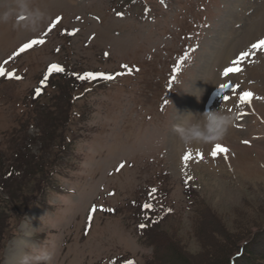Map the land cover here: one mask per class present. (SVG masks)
Wrapping results in <instances>:
<instances>
[{"label":"rangeland","instance_id":"rangeland-1","mask_svg":"<svg viewBox=\"0 0 264 264\" xmlns=\"http://www.w3.org/2000/svg\"><path fill=\"white\" fill-rule=\"evenodd\" d=\"M261 39L264 0H0L1 167L28 162L16 159L23 143L39 151V107L70 116L50 185L23 219L7 209L0 264H148L151 240L165 230L191 264H207L227 239L261 229L264 47L251 48ZM244 52L253 54L233 64ZM52 64L64 71L42 85ZM227 67L242 71L226 78ZM89 72L112 78H77ZM240 90L254 94L250 104L239 102ZM212 115L234 117L222 140L212 139ZM217 143L229 149L226 158L208 155ZM242 146L259 175L230 162ZM202 202L213 229L197 238L191 228ZM175 260L169 264H183Z\"/></svg>","mask_w":264,"mask_h":264},{"label":"trees","instance_id":"trees-1","mask_svg":"<svg viewBox=\"0 0 264 264\" xmlns=\"http://www.w3.org/2000/svg\"><path fill=\"white\" fill-rule=\"evenodd\" d=\"M63 78L72 84L79 82L76 78L69 79L64 76ZM58 84L52 86L58 87L60 91L61 88L64 89L63 83H61L62 87ZM70 91L74 90L70 89ZM72 96L73 94L69 98L71 104L73 103ZM47 108L48 106L39 107L40 112L37 117L40 122L43 121L40 125L41 131L35 138L41 146L39 151L35 153L28 146L29 143H23L22 148L17 150L16 159L20 156V159L25 158L24 160L27 159L28 162L23 163L20 167L16 166L15 162L9 163L8 167H1L5 163H0V204L4 205V207L0 205V245L6 246L5 231L10 229H7L9 227L7 224L8 216H6L7 209L15 211L20 220L24 218L36 195L44 187L50 185L54 170L60 162V156L67 148L66 128L69 125L70 116L64 114V111H59L57 107L59 112L50 116L47 114ZM33 175H37L39 178L31 187L32 183L29 182V179ZM3 195L7 197L4 198ZM202 203L198 206L191 228L197 238L206 235V230L213 229L210 226L211 222H209L210 207L207 206V203ZM247 231L239 233L234 240H231L232 238L229 239L231 241L227 239L226 241L229 243L226 248L223 247L224 249H222L223 254L220 255L222 258H219L220 256L210 257L207 264H264V251H262L264 250V225L261 229L251 232L249 237H246ZM181 242L167 230L154 235L150 243L154 248L153 255L148 260V264H169L174 259L178 263L191 264L194 261L188 255V249ZM258 248L262 249V252L255 251ZM215 251L216 249H214ZM120 264L138 263L133 259H128L123 260Z\"/></svg>","mask_w":264,"mask_h":264},{"label":"snow or ice","instance_id":"snow-or-ice-1","mask_svg":"<svg viewBox=\"0 0 264 264\" xmlns=\"http://www.w3.org/2000/svg\"><path fill=\"white\" fill-rule=\"evenodd\" d=\"M59 19V18H58ZM44 43L43 39L40 40H33L29 43H25L20 49L19 52H23L25 49L31 48L33 45H38V44H42ZM264 47V39H261L260 41H258V43H254L251 45V48L253 50L258 49ZM253 53H249V52H244L241 54L240 58L237 61H233V64H237L239 63L240 60H243L244 58L248 57L249 55H252ZM64 68L60 65L57 64H52L50 65L49 69H48V73L45 75L44 80L41 81L42 85L46 83L48 75L52 74V73H60L63 72ZM242 71V69L240 67H227L224 69L223 75L224 77L228 78L229 74L231 73H238ZM5 70L3 67H0V76H5ZM9 78H11L13 76L12 73H8L7 74ZM97 76H102L105 79H111V76H107L104 74H99V73H86L82 76H77L78 79H83V80H91L96 78ZM16 79H20V77H15ZM222 89H227V88H232L233 91H237L238 89V85H231L228 83L223 84ZM41 89H36V94L39 95L40 94ZM253 93L250 91H243L240 90V96H239V102L240 103H245V104H250L251 103V99L253 97ZM237 119H240L239 116H237ZM245 143H247V141H245ZM229 149L226 146H223L219 143L213 145L211 151L208 153V155H210L211 157L215 158L217 157L218 154H223L226 158L227 153H228ZM196 155L200 158L203 159L204 158V154L197 152ZM192 158V153L191 151L186 152L185 155L182 157L183 161L185 162V167L187 166V162ZM153 192H155L156 190L153 189ZM145 208L150 209L152 207L151 204H146L144 205ZM141 228L145 227V225H141Z\"/></svg>","mask_w":264,"mask_h":264},{"label":"bare ground","instance_id":"bare-ground-1","mask_svg":"<svg viewBox=\"0 0 264 264\" xmlns=\"http://www.w3.org/2000/svg\"><path fill=\"white\" fill-rule=\"evenodd\" d=\"M235 134V131L232 133ZM247 134V133H246ZM232 136V135H231ZM235 136V135H234ZM235 142V141H234ZM243 147V146H242ZM246 146H244L243 148L240 149V152L237 153V158L236 159H232L230 160V162L236 166L237 169H239L242 173H244L246 176H256L259 175L261 173V168L258 169V167L256 168L254 166V163H252L248 157V149L245 148ZM30 238V237H29ZM23 241V240H22ZM21 241V242H22ZM21 242H17L16 243V247H19V245H24V244H20ZM23 243V242H22ZM17 249V248H16ZM16 249L13 251V253L10 252L9 255H11L12 257V261L14 262V260L17 259L16 256L19 255L20 251ZM20 249V248H19ZM16 252V254H15ZM12 263V262H11Z\"/></svg>","mask_w":264,"mask_h":264},{"label":"clouds","instance_id":"clouds-1","mask_svg":"<svg viewBox=\"0 0 264 264\" xmlns=\"http://www.w3.org/2000/svg\"><path fill=\"white\" fill-rule=\"evenodd\" d=\"M212 124L215 126L216 129H219V134L215 137H213V140H222L224 138L225 128L224 126L227 124H232L234 117H219L217 118L215 115L211 116ZM22 264H26V259L22 261Z\"/></svg>","mask_w":264,"mask_h":264}]
</instances>
